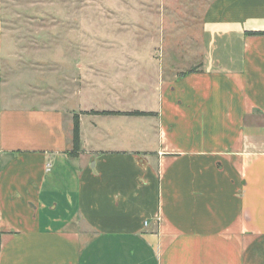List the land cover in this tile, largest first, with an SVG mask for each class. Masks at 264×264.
Listing matches in <instances>:
<instances>
[{
  "label": "crops",
  "instance_id": "1",
  "mask_svg": "<svg viewBox=\"0 0 264 264\" xmlns=\"http://www.w3.org/2000/svg\"><path fill=\"white\" fill-rule=\"evenodd\" d=\"M198 2L197 65L163 69L148 53L150 74L127 85L121 53L98 64L109 84L72 47L92 43L75 36L90 6L20 8L50 16L31 40L51 46L46 78L0 12V264H264V0ZM139 3L154 28L162 8Z\"/></svg>",
  "mask_w": 264,
  "mask_h": 264
},
{
  "label": "rangeland",
  "instance_id": "2",
  "mask_svg": "<svg viewBox=\"0 0 264 264\" xmlns=\"http://www.w3.org/2000/svg\"><path fill=\"white\" fill-rule=\"evenodd\" d=\"M138 1H140L139 5H144L143 7H146V5H158L162 8V12L156 9V12L154 13L153 11L154 14H151V17L153 16L152 18H157L154 20V28L149 27L147 24L149 21L148 13L133 12L132 6ZM198 1L199 0H0V12L3 16V21L6 22V25L10 26L11 38L13 40H21L20 42L17 41L20 43L17 47L21 48L22 52L17 51V55H20L19 53L25 54V52L28 51L27 54L30 56H24L23 59L27 58L26 60L30 59V61L39 59L40 62H43L42 66L35 70H37V75H40L39 77H43V74L46 75L44 72L47 71L48 73L44 77L46 78L50 77V75H48L50 68L47 67L44 62L49 61L47 54L51 46L49 44H33L32 42L35 41V39L32 36L44 32L46 25L50 22V16L45 17L43 20L33 21L27 17L32 14L20 13V11H22L20 8L24 10L30 6H43L45 8L49 6L62 7L69 4L80 7L90 6L91 9H89V11L86 9L85 13H77V17H85L86 28L84 27V18L81 21L76 19L77 24H75V27L77 31L75 36H82L81 31L88 32L89 35L87 36L92 38V43L90 45H85L86 47L82 44L72 47H75L76 52L80 54H82L85 48L88 58L95 62V66L94 64L92 66L93 80H101L109 84L115 83V73L113 70L104 69L103 77L100 79V74L98 75L97 72L100 69L98 64L104 58L109 60L114 57L116 52L121 53L120 57L123 59L121 81L127 85L131 83L133 75H140V80L143 81V79L147 78L150 74L149 63L151 61L147 60L148 53L158 58L159 65L163 69L169 68V70L172 71H179L178 69L184 70L193 65H197L200 61L199 58L202 52L199 40V13H197L195 9V5L199 3ZM117 4L120 6V8H118L119 11H116L117 8L115 6ZM155 7L157 8V6ZM144 9L145 11L147 10V8ZM78 32H80V34ZM148 35H155L154 37L157 38V41H160L162 38L161 43L148 44L146 41V36ZM104 38H116L120 43L118 46L109 45L106 44L105 41H102ZM8 40L9 38L7 37L4 39L3 53L5 55L11 50ZM117 47L118 51H116ZM80 54L79 56H81ZM138 54L141 56L139 62L141 68H143L140 69L137 74L135 66L133 67V65L138 64V61L134 60L137 58L136 55ZM78 58L80 57L77 55L76 59L79 60ZM12 66L15 68V65L12 64ZM103 66H107V64H103ZM1 70L2 72L5 71L7 74V68L1 67L0 71ZM106 71L107 74H105ZM20 74L23 75L22 78H17V81H14L12 84L21 88L28 87L26 81L32 78L31 73L27 75V72L22 71ZM110 79L112 80L108 81ZM8 91L10 92V88H8Z\"/></svg>",
  "mask_w": 264,
  "mask_h": 264
},
{
  "label": "trees",
  "instance_id": "3",
  "mask_svg": "<svg viewBox=\"0 0 264 264\" xmlns=\"http://www.w3.org/2000/svg\"><path fill=\"white\" fill-rule=\"evenodd\" d=\"M256 34H260L261 32H254ZM197 67H193L189 69L187 72L195 71ZM91 113L96 114H118L119 112H113V111H94L91 110ZM124 113V112H123ZM124 114H134V115H150L151 112H145V111H133V112H125ZM80 127H79V116L78 114H75L73 116V124H72V146L71 150L68 152V154L72 157L78 156L80 152Z\"/></svg>",
  "mask_w": 264,
  "mask_h": 264
}]
</instances>
